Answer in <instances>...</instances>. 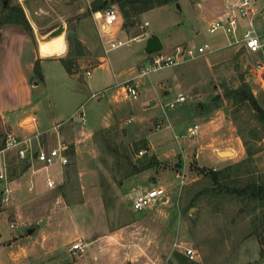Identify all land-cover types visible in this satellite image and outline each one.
Here are the masks:
<instances>
[{"label":"rangeland","instance_id":"obj_1","mask_svg":"<svg viewBox=\"0 0 264 264\" xmlns=\"http://www.w3.org/2000/svg\"><path fill=\"white\" fill-rule=\"evenodd\" d=\"M105 1L104 8L119 9L116 0ZM100 2L0 0V19L9 6H21L38 37V45L40 38H46V43L56 41L66 49L67 36L84 44V54L74 58V75L66 72L59 59L42 61L43 80L35 75L39 82L31 94L34 104L26 108V114L34 116L40 129L48 128L44 139L42 135L38 137L42 147L44 141L48 146H56L57 132L63 129L68 128L70 137L81 133V162L75 164L73 157L68 158L58 173L49 172L55 165L42 168L37 161L23 176L11 172L15 182L10 184L13 203L10 205L9 200L0 207L2 263L10 261V253L26 249L33 255L42 254L46 264H180L175 252L184 254L188 247L195 250L191 260L198 264L264 262L261 209L253 210L254 202L242 203L233 195L214 197L199 193L207 183L202 170L220 169L237 162L232 154L219 155L226 158L220 166L213 154V148L233 147L235 136L242 144L245 140L254 151L248 168L238 169V183L264 180V127L247 104L223 96L226 88H236L243 78L264 107V67H257L264 63L262 56L239 45L227 46L229 36L222 29L208 30L212 20L206 7L212 1L178 0L154 7L137 14L135 24L125 29L122 16L110 25L94 19L91 8ZM260 4L261 0H256V6ZM144 21L148 25L142 28ZM60 23L65 32L49 37V31ZM99 29L111 34L107 43L120 39L125 44L105 52L107 46ZM151 34L159 37L162 52L184 43H207L214 51L136 77L137 97L121 94L114 103L113 95L121 90L118 84L150 61L151 54L144 52V46ZM100 61L99 67L93 66ZM88 69L89 75L84 71ZM177 92H182L185 100L173 108L167 107ZM81 112L84 123L76 120ZM158 123L160 129L156 127ZM193 124L198 129L194 136H189ZM79 127L93 133L84 139ZM7 130L0 125V142ZM33 144L34 148L37 142ZM150 149L156 154L154 164L129 175L132 165L139 167L145 162ZM2 159L11 168L18 165L12 150L0 153ZM79 172L83 179L87 178L85 181L79 180ZM37 175L44 183L47 175L52 177L55 187L48 189L43 185L41 190L33 189L32 180ZM84 186L87 190L98 187L106 202L108 228L114 231L110 235L96 234V239L90 237L95 239L93 243L87 242V234L100 221H96L97 214L89 205L78 202L83 199ZM158 186L165 188V197L141 211L130 207L132 191ZM197 194L190 206L189 200ZM42 221H47L44 227L40 226ZM10 222L16 223V227H9ZM31 227L34 230L28 233ZM78 241L84 247L69 250Z\"/></svg>","mask_w":264,"mask_h":264},{"label":"crops","instance_id":"obj_2","mask_svg":"<svg viewBox=\"0 0 264 264\" xmlns=\"http://www.w3.org/2000/svg\"><path fill=\"white\" fill-rule=\"evenodd\" d=\"M202 1L205 0H201V2ZM209 1L212 2L208 7H206V12H207L206 14L207 16H210L211 18L210 20L214 21L219 17L223 16L224 10L227 6L237 2L238 0H209ZM263 1L264 0H261V3ZM251 7L253 9H257L259 7V5L256 6V0L251 1ZM101 10L102 9L100 10L91 9L92 16L95 17L96 14ZM3 13H6V11L2 12V14ZM259 14H261V16H259L260 18H257V15ZM238 21L240 26L239 28L243 29L247 26L249 17L239 16ZM251 21L258 32L264 33V12L258 13L255 16H253ZM110 35L111 34H107V32L101 31V29H99V36L102 39L104 45L106 46L108 44L107 43L108 37ZM55 43L56 41L49 43L44 42V43H39L38 45V37L35 34V32L29 34L21 25L12 22H4L0 25V125H2L5 129H8L7 131H11L21 138L32 137L31 138L32 145H34L33 144L34 141L37 142V144L34 146L35 150H37L36 148L44 149L43 147H47L48 149L51 148L52 146H48L47 141H44L45 143L43 142L44 144L43 147L39 143L40 141L38 140V137L42 135L41 137L44 139V132L48 130V128L40 129L37 125V120L34 121V116H29L28 114H26V108L34 104L31 94L33 88L35 87V85H38L39 82L35 79V75L39 76L40 80H43V74H41L42 61L49 58L59 59L60 57H64L67 54V46L66 49H64L62 48V46H59V44H55ZM176 45L189 46L186 45L185 43L176 44ZM35 62H38L39 64L38 74H35L34 72ZM100 64L101 61L93 66L99 67ZM84 71L86 73L87 70ZM89 73L86 74L89 75ZM70 75H74V74H70ZM138 76H140L139 72L134 76L130 77L129 79L124 80L123 82L127 80H133V82H135L134 79ZM122 83L118 84V86H121V90H117L112 97V101L114 103H117L119 101L121 94L123 95ZM32 108H34V106H32ZM70 127H75V126L72 125ZM77 129L80 132L82 131V134L84 135V139H87V137L91 136V134L93 133L82 130V128L80 127ZM68 131L69 130L67 128L59 131V133L57 132L56 145L58 142L65 143L68 146L66 152L68 158L70 159L73 157L75 164H79L81 162L80 160L81 156L79 154V148L81 145L79 143L80 141H82L83 138L82 139L80 138L81 133H78L77 135L75 134L72 137H70L71 135L68 136ZM233 140H234L233 147L227 146V147H223L222 149L213 148V154L220 166L223 165V163H225L226 158L220 157L219 151L229 150L232 154V157L236 158L235 161L241 160L246 157V151L245 148L243 147L241 140L237 136H235ZM69 149H72V154L70 155L68 153ZM12 151H14L17 161L16 163L18 164L17 166H19V170L17 174L23 176L27 171H29L31 166H28L26 161L18 159L15 150ZM153 153L155 152L151 149L148 151L149 155H152ZM55 166L49 172L58 173L61 166H57V167ZM78 175H79V180L81 182L87 179V178L83 179L82 174L80 172L78 173ZM8 176L11 180L12 176L9 174V172H8ZM32 181H33L32 182L33 189H36L37 191L41 190V187L43 185L47 187L46 183H44L43 180L38 175L35 176ZM13 182L14 181L11 180V183ZM81 187H82V183H81ZM82 193H83V199L81 202L80 201L78 202L82 203V205H89L90 210L96 212L97 214L96 221L98 220L100 221V224L96 225L95 227H91L87 234L89 237L88 238L89 240L87 242L93 243L94 240L96 239L94 237L96 234H101V232H103L104 235L106 234L110 235L114 231H110V229L108 228L107 219H106V210H107L106 202L104 197L101 196V194L99 193L98 187L95 186L88 187L87 190V188H85L84 186L82 188ZM12 203L13 201L11 196L10 205H12ZM65 205L68 207V204ZM14 213L16 214L17 217L19 216L18 210L15 209ZM48 215H51V212ZM46 222L47 221H42L40 223V226L44 227L46 225ZM50 225L51 223L47 226L50 227ZM29 230L31 231H28V233H31L33 232L34 228L31 227L29 228ZM78 233L81 234L82 231H78ZM41 234L42 237L45 238L44 231H42ZM52 235L53 237L56 236V234H52ZM46 237L48 236L46 235ZM90 237L95 239H92ZM50 239H52V237ZM1 243L2 241L0 239V244ZM9 260L10 261L7 264H46L47 263V262L46 263L43 262L42 254L40 255L36 253L33 255L31 254V252H28L26 249L22 250L20 253L19 252L10 253ZM0 264H3L1 257H0Z\"/></svg>","mask_w":264,"mask_h":264},{"label":"built area","instance_id":"obj_3","mask_svg":"<svg viewBox=\"0 0 264 264\" xmlns=\"http://www.w3.org/2000/svg\"><path fill=\"white\" fill-rule=\"evenodd\" d=\"M264 12V1L260 4L257 9L251 7L250 0H238L237 2L227 6L224 10L223 16L212 21L209 24L208 30L213 32L217 29H222L224 33L228 34L229 39L227 41V46L239 45L241 48L247 49L251 53H258L262 56L264 60V33L258 32L251 19L258 13ZM120 16L119 9L113 6H108L102 9L96 14L94 19H101L105 24H113L116 19ZM243 16H248L249 21L245 28H239L238 18ZM148 25L147 21L141 24V27ZM136 39H138L136 37ZM126 41L111 40L108 42L105 52L117 48ZM162 49V48H161ZM161 49L157 52L151 54L150 61L139 67L140 75H147L149 72L160 69L167 66H175L181 64L187 59L195 58L199 55L208 54L214 51L210 48L207 43L198 46H183L176 45L170 52H162ZM258 68H263L264 63L257 64ZM88 74L89 71L87 70ZM137 85L133 80H127L122 83V90L124 97L136 98L137 97ZM185 100V96L182 92H177L175 97L171 99L166 106L169 108L175 107L177 104L182 103ZM78 122L84 123L85 116L81 112L77 119ZM160 129L161 123L156 125ZM198 129L197 124L189 129V136H194ZM32 137L21 138L11 131H7L4 135L3 141L0 147V153H4L8 150H15L18 159L26 161L28 166L33 167V162L37 161L41 164L42 168H48L54 165H64L68 162V156L66 154L68 146L63 142H58L56 146L48 149H37L35 150L32 145ZM141 154L142 151L140 150ZM3 157V156H2ZM46 186L48 188L55 187V180L48 176L46 177ZM11 180L8 176V169L5 161L2 159L0 161V207L5 206L9 203L12 187L10 186ZM165 188L151 187L149 189L139 191L134 190L129 194L130 197V207L135 211H141L149 207L151 204L155 203L157 200L165 197ZM10 227H16V223L10 222ZM84 244L81 241L74 242L71 244L69 250H81ZM183 253L190 259L194 257L195 250L191 247L185 248ZM260 264H264L261 262Z\"/></svg>","mask_w":264,"mask_h":264},{"label":"trees","instance_id":"obj_4","mask_svg":"<svg viewBox=\"0 0 264 264\" xmlns=\"http://www.w3.org/2000/svg\"><path fill=\"white\" fill-rule=\"evenodd\" d=\"M175 2L178 0H116L119 7V12L123 17L122 27L125 29L127 26H132L135 24L136 16L142 11L152 9L154 7L162 6L170 2ZM107 4V1L101 0L97 5H94L92 10L103 9ZM4 22H12L21 25L29 34H32L31 26L28 20L25 17L23 9L19 5L9 6L5 15L0 19V25ZM67 54L64 57H60L59 60L63 64L65 70L69 74H74L76 70V60L75 57L82 56L84 54V46L82 42L75 37L67 36ZM35 74L39 73V64L35 62L34 64ZM224 97L233 98L235 102L247 104L254 111V116L258 122L264 127V107L259 103L257 98L254 96L247 82L241 78L240 84L236 88L225 89L223 93ZM243 145L245 146L246 157L235 162L231 166H227L220 169L210 168L207 170H202L203 175L207 177V183L203 190L199 193H207L214 197H225L227 195H233L238 198L240 202H254L252 209L260 208L262 219L260 223L264 222V180L262 182L256 181H247L238 183V169L240 167L248 168V164L252 161V155L254 151L252 147L243 140ZM1 147V143H0ZM135 148H138V143H135ZM69 155L72 154V149H69ZM145 162H142L139 167L132 165L129 175L140 172L151 167L156 160L154 154L146 156ZM7 166L8 172L11 175V172H17L19 166L14 165L12 168ZM246 171V170H245ZM244 171V172H245ZM231 172V173H230ZM247 172V171H246ZM237 177V178H236ZM235 179V180H234ZM198 193V194H199ZM197 195L193 196L189 200V205H193L197 199ZM259 234L256 230L253 232ZM260 242L263 243V239L259 238ZM261 255L264 256V251L261 252ZM180 264H198V262L189 259L184 254H179L175 252Z\"/></svg>","mask_w":264,"mask_h":264},{"label":"water","instance_id":"obj_5","mask_svg":"<svg viewBox=\"0 0 264 264\" xmlns=\"http://www.w3.org/2000/svg\"><path fill=\"white\" fill-rule=\"evenodd\" d=\"M62 32H65V26L62 23H60L58 24V26H56L49 32V37H54ZM161 48H162V44L157 35L151 34L147 37L145 46H144L145 53L152 54L154 52L159 51ZM219 154L228 155V154H231V152L229 150H222V151H219ZM28 231H31V230L28 229Z\"/></svg>","mask_w":264,"mask_h":264},{"label":"bare ground","instance_id":"obj_6","mask_svg":"<svg viewBox=\"0 0 264 264\" xmlns=\"http://www.w3.org/2000/svg\"><path fill=\"white\" fill-rule=\"evenodd\" d=\"M63 33V32H62ZM61 34V33H60ZM56 38H58V37H55V38H53V39H56ZM44 39H46V38H40L39 39V43H44L45 41H44ZM51 39V38H50ZM53 39H51V40H53Z\"/></svg>","mask_w":264,"mask_h":264}]
</instances>
